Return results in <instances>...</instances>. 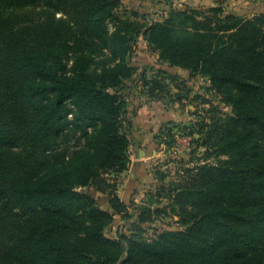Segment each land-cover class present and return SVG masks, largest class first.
I'll use <instances>...</instances> for the list:
<instances>
[{"label":"trees","instance_id":"16d2710c","mask_svg":"<svg viewBox=\"0 0 264 264\" xmlns=\"http://www.w3.org/2000/svg\"><path fill=\"white\" fill-rule=\"evenodd\" d=\"M64 1L0 0V211L9 208L17 218L9 226L0 220V264H87L92 258L117 264L123 254L120 242L104 233L113 214L79 188L108 193V174L131 163L119 91L137 72L126 64L134 41L129 24L110 32L108 21L118 19L112 0H71L70 29H53L41 44L12 32L3 18L7 9ZM222 11L200 22L195 11L174 10L150 32L149 41L172 65L200 70L226 99L234 97L235 115L213 124L216 164L195 167L194 179L183 184L181 196L191 207L186 234H164L156 246L132 249L129 264H264V14L223 18ZM176 21L191 27L176 31ZM105 50L119 63L98 68L101 54L95 53ZM144 82L152 96L164 88ZM15 107L32 123L21 128L29 146L12 158L6 152L22 136L1 116ZM70 127L80 130L84 147L68 157L40 152Z\"/></svg>","mask_w":264,"mask_h":264},{"label":"rangeland","instance_id":"374dc122","mask_svg":"<svg viewBox=\"0 0 264 264\" xmlns=\"http://www.w3.org/2000/svg\"><path fill=\"white\" fill-rule=\"evenodd\" d=\"M112 1L117 3L113 14L118 19L108 21L110 32L121 28L126 30L121 24L125 22L129 24L134 38L132 55L126 58V64L137 68V72L119 87L126 99L127 114L122 120V129L129 138L128 157L131 163L123 173L112 171L108 174L107 178L113 186L108 193L100 192L93 186L79 190L94 198L102 210L113 214V223L104 233L122 246L123 254L117 264H129L132 249L141 251L143 245L156 246L164 234H186L191 226L188 217L191 207L181 196L183 184L194 179L195 167L216 164L219 158L213 149L216 147L213 124L217 119L234 117L233 102L236 99H226L210 77L203 76L200 70L172 65L166 59L168 54L149 41L155 25L171 18L172 11H195L198 20L204 22V17L215 19L214 9H222L219 16L223 18L228 15L227 0H218L213 7L190 6L184 0ZM73 17L71 0L53 8L39 3L3 12L5 24L12 32L29 35L41 44L49 40L53 29L69 30L68 25L71 24L68 23L74 22ZM171 27L180 31L191 26L176 21ZM95 54H101L96 59L98 68L105 63L112 67L119 63L109 50ZM143 78L155 80L164 88L156 90L152 96L151 85H147ZM13 109L10 115L1 116L7 121L8 129H19L22 136L20 143L6 152L12 158L29 146L21 128L32 123L28 122L27 115L21 117L22 108ZM207 138L211 141L205 145ZM84 142L80 130L70 127L52 144H41L40 152L50 157H68L84 147ZM15 213L9 208L3 209L0 220L9 226L17 221ZM2 239L0 233V242ZM96 262L98 260L92 258L87 264Z\"/></svg>","mask_w":264,"mask_h":264},{"label":"crops","instance_id":"0c3cea01","mask_svg":"<svg viewBox=\"0 0 264 264\" xmlns=\"http://www.w3.org/2000/svg\"><path fill=\"white\" fill-rule=\"evenodd\" d=\"M218 0H184L190 6H216ZM227 13L253 17L255 15L264 14V0H227Z\"/></svg>","mask_w":264,"mask_h":264}]
</instances>
